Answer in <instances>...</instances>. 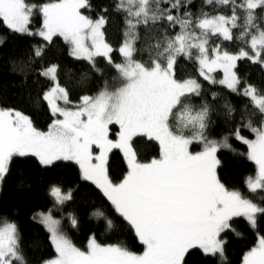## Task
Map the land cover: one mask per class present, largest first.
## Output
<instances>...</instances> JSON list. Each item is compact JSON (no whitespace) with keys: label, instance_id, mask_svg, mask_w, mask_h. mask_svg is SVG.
<instances>
[{"label":"snow or ice","instance_id":"6c2138e0","mask_svg":"<svg viewBox=\"0 0 264 264\" xmlns=\"http://www.w3.org/2000/svg\"><path fill=\"white\" fill-rule=\"evenodd\" d=\"M192 3L113 0L112 8H103L94 19L85 14L92 11L91 0H0V28L40 41L31 46L28 60L20 62L21 87L27 85L24 68L41 59L56 38L68 46L70 57L89 65L78 85L104 76L99 59L115 73L95 94H82L75 102L59 82L57 64L31 68L50 82L37 95L36 104L46 102L51 123L42 131L22 111L0 106V183L16 158L33 157L43 167L56 162L74 164L80 179L94 185L115 213L96 209L92 216L104 222L107 230H131L143 246L136 253L122 244H101L93 235L86 250L76 247L62 230L61 220L52 215L73 199V192L52 185L53 208L33 215L54 251V256L39 264H187L192 250L219 256L223 264L227 241L222 234L242 235L233 228V220L243 218L256 231L264 206L239 190H229L218 178L222 166L218 152L235 150L227 136L212 137L211 114L216 111L229 122L235 120L236 109L227 101L222 113L216 109L213 102L219 93L213 91L209 101L200 80L250 101L254 110L244 106L240 119L246 122L236 126L234 136L247 146L246 158L255 166V178L246 180L248 191H264V94L242 83L234 71L237 62L245 59L264 70V0H202L196 13ZM205 6L211 7V13ZM110 10L123 16L124 39L118 49L106 39L109 17L105 13ZM6 39L0 34V47ZM235 40L246 47L235 53L223 47V42ZM117 51L119 62L113 57ZM181 59L195 66L197 77L177 78ZM217 72L222 78L213 75ZM252 117H258L259 126H254ZM241 127L255 138L241 135ZM145 140L158 145V156L139 158L136 145ZM113 149L122 153L126 163L119 181H113L108 171V154ZM67 220L71 227L78 226L74 214L68 213ZM21 241L15 221L0 213V264H29ZM242 264H264V235L257 233Z\"/></svg>","mask_w":264,"mask_h":264},{"label":"trees","instance_id":"16d2710c","mask_svg":"<svg viewBox=\"0 0 264 264\" xmlns=\"http://www.w3.org/2000/svg\"><path fill=\"white\" fill-rule=\"evenodd\" d=\"M92 18L105 7L112 8L113 0H91ZM202 0H193L190 5L191 10L196 13L201 8ZM205 10L212 11L210 6H205ZM109 17L106 25V39L116 49L122 44L124 36V21L121 14L112 12L105 13ZM33 29L36 27V21H33ZM178 30V29H177ZM234 34L238 35L239 30L234 29ZM0 34L6 36L5 44L0 47V106L12 107L28 115L38 129L46 131L51 123V115L47 109L46 102L40 106L36 104L38 94L46 90L50 82L44 78L38 77L31 68L39 70L43 66L51 64L58 65V79L62 86H66L70 91V98L78 102L82 94H95L103 85L105 80L111 81L115 75L102 60H98V66L104 69V76L98 75L90 79L87 85L77 84L80 75L84 71H89V65L85 61H77L68 55V46L62 39L56 38L53 46L49 47L41 59H37L30 68H24L27 73V85L21 87L24 76L20 69L23 65L21 60L27 61L31 54L33 44L39 43L36 37L17 36L0 28ZM140 34L143 36L144 29L140 28ZM223 47L230 52H238L241 47H246L242 41H225ZM114 59L119 62L118 51L113 53ZM139 59V57H137ZM147 59V53H144ZM15 61V70L13 63ZM235 69L242 83L247 82L257 88L258 93L264 94V70L258 65H253L248 60H240ZM177 78L187 79L197 77L195 66L181 59L177 65ZM217 79L222 77V73L213 74ZM38 81V82H37ZM205 96L209 101L212 100L213 91L219 93V97L214 103L216 109L223 112L225 101L230 103L236 109L234 121L225 122L222 114L213 111L211 119L214 122L212 126V137L220 140L224 136L228 137L232 151L220 150L218 158L222 161V166L218 168V178L229 190H239L246 198L264 206V191L257 190L256 193L249 192L246 180L249 177L255 178V166L246 158L247 146L235 139V128L245 121H241V114L245 111V105H248L249 111H253L251 103L246 97L239 96L229 92L221 85H210L202 79ZM15 85V86H13ZM31 94V98L29 97ZM201 101L196 98V103ZM254 126H259L258 117H252ZM111 138L115 139V126ZM241 135L248 139H254V135L245 127L240 128ZM136 149L141 160H148L158 156L159 149L155 142L140 141ZM195 150V149H193ZM243 153L244 155H241ZM108 171L113 181H119L126 171V163L122 153L118 149H113L108 154ZM52 185L60 186L65 192L69 189L73 192V199L65 204L62 210H53L52 215L61 220L62 230L68 235L73 244L86 250L87 241L93 235L97 242L101 244H122L129 250L141 253L143 246L140 245L134 233L125 228L123 230H107L105 223L92 216L96 209H103L105 213L115 215L111 205L103 197L102 193L91 185L80 179L79 169L76 165L67 162H56L50 167L39 165L33 157L16 158L11 165L10 172L0 183V213L7 215L18 225L21 233L23 251L29 264H39L42 259H48L54 256L48 234L43 226L33 219V215L38 212H47L53 208V198L49 196V188ZM72 213L78 220L76 228L71 227L67 220V214ZM233 228L242 235L237 236L233 231L222 234L227 243L224 245L226 260L223 264H241L243 255L250 249L257 238V233L264 235V216L258 217L257 229L254 232L243 218L233 220ZM187 264H221L219 256L213 257L205 255L199 250H192L186 257Z\"/></svg>","mask_w":264,"mask_h":264},{"label":"rangeland","instance_id":"374dc122","mask_svg":"<svg viewBox=\"0 0 264 264\" xmlns=\"http://www.w3.org/2000/svg\"><path fill=\"white\" fill-rule=\"evenodd\" d=\"M234 71H235V69H234ZM223 75V74H222ZM222 78V77H221ZM95 151H97L98 152V149L97 150H95ZM46 213V212H45ZM241 264H242V262H241Z\"/></svg>","mask_w":264,"mask_h":264}]
</instances>
